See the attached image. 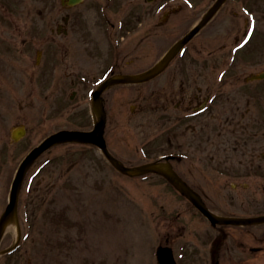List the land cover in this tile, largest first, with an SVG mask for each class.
<instances>
[{
	"label": "rangeland",
	"instance_id": "obj_1",
	"mask_svg": "<svg viewBox=\"0 0 264 264\" xmlns=\"http://www.w3.org/2000/svg\"><path fill=\"white\" fill-rule=\"evenodd\" d=\"M98 2L86 0L79 8L80 27L60 28L77 8L68 11L60 0H0V220L27 153L60 129L92 126L86 112L88 103L94 113L100 111L87 93L89 87L80 80L81 76L94 79L102 72L97 70V54L90 48L105 47L104 14ZM89 38L93 42L90 47ZM161 46L164 50L168 45ZM41 50L48 53L38 58ZM154 58L150 54L137 67L151 64ZM73 59L76 73L70 77L76 79L75 85L68 77ZM154 85L148 89L164 90V77ZM120 88L117 94L113 89L106 92L113 113L106 139L119 158L128 156L125 162L129 165H143L147 161L145 149L155 156L187 148L185 143L165 146L163 140L159 147L155 144L168 115L183 112L174 109L178 104L166 110L162 99L150 100L141 112L134 103L136 87ZM20 128L27 132L14 141L13 133ZM176 133L182 141L181 131ZM175 164L196 185L204 174L213 175L210 171H190L184 161ZM231 183L229 187L234 186ZM203 185L200 189L204 194L212 195L221 184L209 177ZM232 212L237 216L255 214L236 207ZM13 215L16 224L6 222L0 242V264H158L159 245H171L178 259L185 244L194 245L196 251L198 245L208 246L213 236L216 244L236 249L235 259L226 257L230 260L226 264H238L241 240L247 246L264 244V222L213 227L163 177L127 175L97 147L73 142L52 147L31 166ZM195 251L191 259L198 260ZM262 253H247V264H264Z\"/></svg>",
	"mask_w": 264,
	"mask_h": 264
},
{
	"label": "flooded vegetation",
	"instance_id": "obj_2",
	"mask_svg": "<svg viewBox=\"0 0 264 264\" xmlns=\"http://www.w3.org/2000/svg\"><path fill=\"white\" fill-rule=\"evenodd\" d=\"M64 1L61 0V5L69 11L80 10L86 0L78 4ZM98 1L99 7L105 6L106 9L102 20L106 41L103 42L104 48L90 47L93 44L91 38L87 43L91 53L98 55L96 66L99 73L102 71L94 79L80 77L89 87L87 93L100 88L114 75L139 73L150 68L213 9L203 27L161 74L149 81L128 85L136 87L133 97L138 111H143L147 101L156 99L163 100L166 110L174 103L179 106L175 110L183 109L179 115H168L164 143L173 147H181L185 143L187 148L166 155L172 156L170 162L173 167L192 187L199 186L197 189L201 194L204 193L200 188L204 189L205 179L211 177L221 184L217 193L210 195L206 192L203 195L206 203L211 202L214 211L230 214L236 207L243 211L253 210L255 214L264 213V0H222L217 7L220 0ZM74 13L64 19L66 23H62L60 28L73 24ZM163 44L168 46L161 50L159 47ZM40 52L45 53L43 50ZM150 54L155 57L153 62L137 67V63ZM74 64L73 59L68 65L69 70L72 68L68 73L72 85L76 83V79H71L76 73ZM83 65L80 64L81 67ZM162 76L164 90H149ZM120 85L125 84L112 81L101 95L107 111V124L113 113L109 105L112 100L106 92L113 89L117 94L121 90ZM155 104L161 106L159 102ZM86 112L94 124L96 116L91 106ZM178 130L182 141L177 140ZM143 154L146 162L162 156H154L150 152ZM176 161L189 163L190 171H210L213 175L204 174L196 185L192 178L194 175L189 173L192 178L189 180L187 172L182 173ZM230 182L234 185L230 186L231 189ZM207 245H198L195 251L194 245L186 244L183 261L178 264H226L230 261L225 260L226 257L235 259L236 249L231 246L215 242ZM240 245L242 249L237 252L242 258L238 264L248 263L247 253L263 252L264 256V244L247 246L241 240ZM193 251L200 259H191Z\"/></svg>",
	"mask_w": 264,
	"mask_h": 264
},
{
	"label": "water",
	"instance_id": "obj_3",
	"mask_svg": "<svg viewBox=\"0 0 264 264\" xmlns=\"http://www.w3.org/2000/svg\"><path fill=\"white\" fill-rule=\"evenodd\" d=\"M210 16V15H209ZM199 27L193 30L192 34L189 35L185 40L182 42L178 43L161 61L152 69L149 71H146L141 74L137 75H127L124 76V80L128 82H142L146 81L157 74H159L162 70L165 69V67L168 65V63L171 61V59L174 57L176 52L187 42V40L193 36L195 32ZM101 91H98L95 93V98L97 99L100 95ZM105 125H106V118L105 115L102 114L100 121L97 123L95 129L93 131H78V130H62L57 133L52 134L51 136L47 137L41 144L36 146L27 156L26 158L22 161L16 177L13 182L12 186V191H11V197H10V202L6 208V211L4 212L1 221H0V240L4 231L5 224L7 220L11 217L12 213L15 211L16 206H17V201H18V194L19 190L22 184V181L24 179V176L29 169V167L33 164V162L36 160V158L41 155L45 150L48 148L52 147L55 144L61 143V142H67V141H79L82 143H94L101 147L106 154L113 159V157L110 155L108 149H107V144L106 140L103 136L104 130H105ZM23 132L18 133L15 135V139L18 140L19 137ZM117 167L124 171V172H130V173H144L147 171L151 172H159L163 175H165L170 181H172L180 190L181 192L186 195L202 212H204L209 219L214 223H231V224H241V223H251L256 220H261L263 218H247V219H242V218H223V217H217L210 213L204 206L203 201L201 200L200 196L188 186L186 182H184L173 170L171 167H163L160 168L157 166L155 163L146 165V166H140L136 168H128L121 163L117 162ZM164 250L166 249H161L160 253V258L161 262H165L167 257L165 255Z\"/></svg>",
	"mask_w": 264,
	"mask_h": 264
},
{
	"label": "bare ground",
	"instance_id": "obj_4",
	"mask_svg": "<svg viewBox=\"0 0 264 264\" xmlns=\"http://www.w3.org/2000/svg\"><path fill=\"white\" fill-rule=\"evenodd\" d=\"M8 222H9L10 225H12V226H14V225L16 224V221H15V217H14V215H12V216L9 218Z\"/></svg>",
	"mask_w": 264,
	"mask_h": 264
}]
</instances>
